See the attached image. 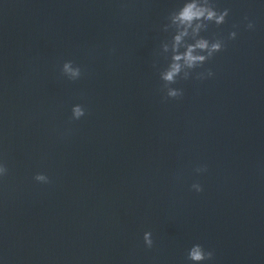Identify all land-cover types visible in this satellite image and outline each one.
<instances>
[{"label": "water", "instance_id": "obj_1", "mask_svg": "<svg viewBox=\"0 0 264 264\" xmlns=\"http://www.w3.org/2000/svg\"><path fill=\"white\" fill-rule=\"evenodd\" d=\"M217 3L231 12L211 32L238 38L201 69L213 78L165 99L153 63L176 0H0L8 264H190L193 243L211 264H264V4ZM65 60L81 79L61 75Z\"/></svg>", "mask_w": 264, "mask_h": 264}, {"label": "clouds", "instance_id": "obj_2", "mask_svg": "<svg viewBox=\"0 0 264 264\" xmlns=\"http://www.w3.org/2000/svg\"><path fill=\"white\" fill-rule=\"evenodd\" d=\"M264 4V0H259ZM231 9L221 8L217 0H176L175 6L166 17L162 30L168 33V37L160 42L157 59L153 67L157 70L161 81V92L165 99L182 98L184 88L176 85L184 81L207 80L215 76L212 68L204 70L203 66L222 52L228 41L236 40L239 35L238 26L234 25L227 36L212 33L216 28L228 22ZM244 26L248 30H254L256 23L248 16H244ZM159 57H163L166 63L161 66ZM60 72L70 81H77L83 76L82 66L73 60H65ZM86 115V108L80 103L71 107V119L80 120ZM208 170L206 164L198 166L195 171L199 174ZM9 173L5 160L0 157V181ZM34 180L41 184L50 183V177L45 172H38ZM197 193L204 191V186L199 183L191 185ZM143 241L147 248L155 247L156 241L152 231L143 233ZM215 256L213 249L206 248L201 243H193L187 250V261L190 264H211ZM0 264H8L7 257L0 251Z\"/></svg>", "mask_w": 264, "mask_h": 264}]
</instances>
